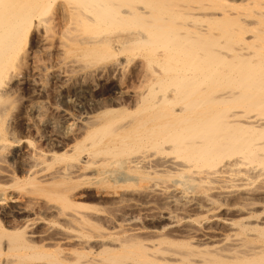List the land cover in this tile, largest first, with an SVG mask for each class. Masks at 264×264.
Returning <instances> with one entry per match:
<instances>
[{"label":"bare ground","instance_id":"bare-ground-1","mask_svg":"<svg viewBox=\"0 0 264 264\" xmlns=\"http://www.w3.org/2000/svg\"><path fill=\"white\" fill-rule=\"evenodd\" d=\"M23 38L115 93L9 157ZM0 264H264V0H0Z\"/></svg>","mask_w":264,"mask_h":264},{"label":"rangeland","instance_id":"rangeland-1","mask_svg":"<svg viewBox=\"0 0 264 264\" xmlns=\"http://www.w3.org/2000/svg\"><path fill=\"white\" fill-rule=\"evenodd\" d=\"M240 11H242V10H240ZM21 43L22 44H20V49H19V52H21V53L18 52V55L16 57L17 62L15 61L16 63L13 64V68H15V69L19 68L18 74H20V75L18 76V74H17L15 78H12L10 80L9 84H10L11 90L7 95H9L11 93L12 94L7 96L8 99L6 100V105H8L7 106V108H8V114L7 115L9 118L10 127L13 130L12 131L13 136L17 140V141H15L17 143V144L15 143L17 147L15 146L12 149V151H10V153H8L9 157L10 156L12 157L14 155L13 154L14 150L16 151L17 149H20V148L22 149V148L26 147L27 145H29V143L30 144L33 143L32 145L38 144L37 146L38 147L41 146V149H43V148L45 149V147L48 148V146H51L50 142H46L43 139H40L36 135L35 128L39 129L41 131V133L43 134V136H46V137L51 135V133H50L51 130L48 127L42 126L40 124V122H38L39 120L35 116L36 114L31 113L28 110V105L31 102H34V101L43 102L44 111L47 110L46 113L51 115L52 118L57 123V125L58 126L60 125L59 129L61 131H64V130H62V128H64V126L66 124L64 122H67V121L65 120V117L61 113L62 110L66 111L69 114V116H70L69 122L74 121L75 118H76L75 121H77L80 116L85 114V112H88V113L93 112V110L95 109V107H94L95 105L93 103L97 100L96 98H102V99L109 98L110 96L114 95V93H115L114 89H112L113 83L111 82L112 81L111 79L108 81H103L102 79L91 78L93 85L90 86L87 79L81 78L80 75H78L79 73L76 70H75V72H72L73 69H75L76 63H79L80 61L82 62L81 59H79V61H77V62H75V60L73 59L74 60L72 63L73 69L69 68V67L65 68L66 72L71 71V73H69V72L64 73L68 76V77H66V78H68L67 81H63L61 79H55V78L51 77L49 75V71L52 70L53 68H55L54 64L57 65V61H56L57 59H56L55 55L52 53H49V54H47V53L41 54L40 53L38 55H37V53H35L34 56H35L36 60L39 59V60H37L38 62H42L46 65H49L50 67H52V69L49 68L48 69L49 71L42 70L41 72L38 73L39 75L36 74V76H34V80H35L34 84H31L30 82H28V80L25 81V79L23 78V76L25 74L28 77H31L30 75H32V73H30V72H32L30 64H32V61L34 59V58L33 59L31 58V55H33V53H32L33 48L30 46L31 43L29 44V41L27 40V38H23ZM28 54H29V57H28ZM69 58H70V56H69ZM71 58H73V57H71ZM76 60H78V59H76ZM43 61H45V62H43ZM16 64L18 67L15 66ZM58 64L60 66L59 65H57V66L64 72V70H63L64 66L61 63H58ZM74 64H75V66H74ZM97 82H98V85H97ZM135 83H137V81ZM138 83L136 85H139ZM39 86H41V88ZM87 86H89V87H87ZM95 86H97V87H95ZM108 95H109V97H108ZM102 96H104L105 98ZM93 99H95V100H93ZM24 119H28V121H30V126L25 125ZM33 121H37V122H35L37 124L35 127L33 125H31V123H33ZM8 162L9 163H6L7 167L11 166V167H9L10 169L16 168L17 161H16L15 157L13 159H9ZM248 185H250V183L242 184V186H248ZM25 187H26V185H25ZM27 187L30 189L29 186H27ZM86 202H89V201H86ZM96 205L100 206L101 204H96ZM91 209H92V207L84 208V210H86V211H91ZM139 222L142 223L143 221L139 220ZM90 229H91V232L93 231L92 233H94L95 230L93 228H89V231L88 232L86 231L87 234H92L90 232ZM72 231H71L72 234H74L76 232V231H73V232Z\"/></svg>","mask_w":264,"mask_h":264}]
</instances>
